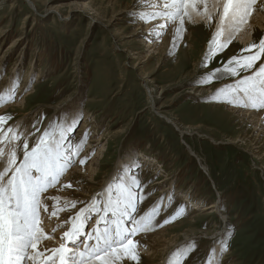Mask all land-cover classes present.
<instances>
[{"label":"rangeland","instance_id":"rangeland-1","mask_svg":"<svg viewBox=\"0 0 264 264\" xmlns=\"http://www.w3.org/2000/svg\"><path fill=\"white\" fill-rule=\"evenodd\" d=\"M32 1L36 10L25 0H0V96L4 97L0 108L21 104L0 115L11 116L5 127L19 126L22 132H32L34 122H39L36 126L42 132L50 121L82 116L70 142H79L86 131L89 133L77 157H88L80 163L82 167L97 159L92 162L95 173L91 178L83 173L62 177V191L83 203L58 214L64 219L74 215L97 195L102 199L104 185L115 187L127 173H134L143 182L137 189L143 197L139 214L157 205L161 214L154 222L162 223L184 206L172 222L147 231L150 236L147 233L146 239L136 240L138 234L134 237V242L139 241L138 264H207L208 256L215 264H264V126L243 120L226 110L225 106L231 105L211 98L210 94L234 82L233 78L195 84L198 77L258 43L264 38V29L256 30L247 45L233 39L201 68L217 30L216 20L209 26L208 21L185 18V30L176 46L167 41L175 31L171 26L157 38L162 41L159 53L147 57L149 50L139 39L144 34L132 35L137 27L146 25L134 22L129 15L136 0ZM127 3L129 10L125 9ZM80 4H89L92 11L72 9ZM258 5L256 9L264 12ZM112 13L111 24L100 21ZM260 62L264 56L257 67ZM17 73L20 80L12 100L7 93ZM155 111L190 133L180 136ZM40 134L29 137L30 146ZM69 183L71 188L66 187ZM218 200H222L218 208L207 209ZM42 216L45 223L50 221L43 212ZM161 230L166 246L152 257L149 237ZM183 235L189 236L185 242ZM168 240L177 242L166 252ZM191 242L194 250L184 255ZM223 243L227 244L224 250ZM127 263L136 264L128 259L118 262Z\"/></svg>","mask_w":264,"mask_h":264},{"label":"snow or ice","instance_id":"snow-or-ice-1","mask_svg":"<svg viewBox=\"0 0 264 264\" xmlns=\"http://www.w3.org/2000/svg\"><path fill=\"white\" fill-rule=\"evenodd\" d=\"M256 5L257 0H212L211 3L209 0H136L129 15L134 22H157L151 29L157 38H162L169 27L178 23L172 39L173 47L185 30V18L191 19V12L201 15L209 26L216 20L217 30L201 62V68H205L227 48L241 27L248 24ZM261 7L264 8V0H261ZM262 56L264 38L240 50L220 67L198 77L195 84L204 86L231 77L234 82L216 89L210 94L211 98L238 108L264 110V62L257 67ZM241 72L245 74L241 76ZM19 80L17 73L7 93L12 100ZM3 99L0 96V101ZM10 119V115H0V264H118L122 259L138 264L139 241L134 242V237L155 227H163L184 210L181 206L162 223L154 222L160 214L157 205L139 214L143 197L137 189L143 187V182L133 173L129 180L122 179L115 187L109 184L105 199L97 195L91 203L69 215L64 224H70V227L63 231L58 247L38 249L44 240L52 238L44 230L42 212H48L49 199L60 200L59 196L46 194L60 185L66 171L74 167L75 157L83 150L89 133L86 131L79 142H70L82 120L80 115L66 116L63 122L50 121L42 132L36 126L39 122L33 123L32 132H22L14 125L5 127ZM37 132L41 134L30 146L29 137ZM87 159L82 158L80 163L83 165ZM66 187L71 188V183ZM79 203L83 202L66 199L60 209L53 205L51 216H58L59 211L67 208L75 209ZM93 219L94 225L85 232V227ZM55 231L53 229V234ZM194 248L195 243H189L184 255ZM226 248L227 244L223 243L222 250ZM207 264H215L212 256L207 257Z\"/></svg>","mask_w":264,"mask_h":264},{"label":"bare ground","instance_id":"bare-ground-1","mask_svg":"<svg viewBox=\"0 0 264 264\" xmlns=\"http://www.w3.org/2000/svg\"><path fill=\"white\" fill-rule=\"evenodd\" d=\"M27 3H29V5L33 8V9H35L36 10V6H35V4L33 3V1L32 0H25ZM212 2V0H209V3H211ZM135 3V2H134ZM258 4H260L261 5V0H257V5H256V8L259 6ZM128 6V7H127ZM127 6L125 7V9L126 10H129L130 9V4H128L127 3ZM79 9L80 11H85V9H88V10H91L92 11V8H91V6L89 5V4H80V5H78L77 7H74V8H72V9ZM48 11H50V9L48 10ZM125 11V10H124ZM87 13V12H86ZM93 14V13H92ZM105 16V15H104ZM113 17H114V13H112L111 15H110V17L108 18V19H105L104 21L101 19L100 21H102V23L103 22H105V23H108L107 21H111V20H113ZM104 18V17H103ZM115 18V17H114ZM191 20L192 21H194V22H199V21H203V22H207V20H205L201 15H198L196 12H191ZM113 22V21H112ZM112 22H110V23H108V24H106V26H108L109 24H111ZM101 23V22H100ZM155 23H157V22H149V23H147L145 26H144V28H141V27H137V29H135L134 31H133V34L132 35H143L144 34V36L143 37H140L139 39H140V41H142L143 42V44L142 45H144V46H146L147 48H148V50H149V54L147 55V57H150V56H152V55H155V54H157V53H159V50L161 49V42L159 43L158 41H157V37H156V33L155 32H153V31H151V29H153V27H154V24ZM177 26H179L178 25V23L176 24V25H173L172 26V29H175ZM175 27V28H174ZM215 27H216V25H215ZM140 29H142L141 31V33H139V31H140ZM172 29H171V32H172ZM215 29H217V28H215ZM264 29V12H260L259 10H255L254 12H253V15L251 16V18L249 19V22H248V24H246V25H243L242 27H241V30L234 36V38L233 39H236L237 41H239L241 44H243V45H247L251 40H252V38H253V36H254V34H255V32H256V30H263ZM143 32H149L150 34H146L145 35V33H143ZM170 32V33H171ZM169 33V32H168ZM173 32H172V35H170V38L168 37V39L169 40H167L168 41V45H169V43L172 41L171 39L173 38ZM167 39V38H166ZM138 40V39H137ZM164 40V39H163ZM155 41V42H154ZM166 41V40H165ZM164 44V43H163ZM171 44V43H170ZM145 57V56H144ZM146 58H143V60H145ZM195 65V64H194ZM9 87H11L10 85H9ZM145 91H146V93H147V95H148V98H149V101H150V103L151 102H153V104H152V108L153 109H155V102H154V99H153V96L151 95V90H150V88H148L147 86L145 87ZM28 94V93H27ZM30 94V93H29ZM151 99H153V101H151ZM22 101H24V99H21ZM21 104L18 102H15V103H13V104H5V106H3L2 108H0V113L2 112V111H6L9 107H13V106H20ZM21 107V106H20ZM226 107V110H228L229 112H231V113H236V114H238V116H240V117H242V119L244 120V119H251L253 122H254V124H255V126H259V128H261V126H264V110H252V109H243L244 111L243 112H238V111H240V110H242V108H238V107H234V106H225ZM155 113L156 114H158V116L160 117V118H162V119H164V121L166 122V120L169 122V124H171L174 128H175V130L179 133V135L180 136H183L184 134H186V133H190V130L188 131V129H184L183 127H182V125L181 124H179L178 122H176L175 120H173V119H170L169 117H167L166 115H164V114H162V113H159V112H156L155 111ZM26 123V122H25ZM33 123V122H32ZM25 125V124H24ZM85 125L86 124H83L82 125V127H85ZM262 129H263V127H262ZM93 137V136H92ZM89 142L90 143H93L94 142V140L93 139H90L89 140ZM188 147V146H187ZM189 148V147H188ZM190 151L189 152H191V149H189ZM75 159H76V164L74 165V167H72L71 169H69V171L67 170V172L68 173H66V175H64L65 177L63 178V179H67V178H69L70 176H72V175H75V176H77V174L78 173H83V174H85V177H87L86 175H88V176H90V178L91 177H94V169H95V167H94V163H92L93 161H96L97 162V159H93V160H91L88 164H87V166L86 167H82L81 166V164H80V160L82 159V158H78V157H75ZM133 161V160H132ZM96 162H95V164H96ZM80 164V165H79ZM145 168V167H144ZM83 176V175H82ZM132 176V174H129V173H127L126 174V179H125V181H127V180H129L130 179V177ZM75 178V177H74ZM63 184H65V183H63V180H62V183L60 184V185H57V187L56 188H53V189H50L49 190V193H47L46 195H50V196H52V197H55V196H59L60 197V200H59V202H57V201H55V200H52V199H49L48 201H47V203H48V206H49V208H48V212L47 213H44V215H48V217H51V212L53 211V205H55V207L57 208V209H60V208H62V206H63V204H64V201L67 199V200H73L74 198H75V196L74 195H71V194H69V193H67V192H65V191H62V188H63ZM87 186V185H86ZM59 189V190H58ZM106 189H107V185H104L103 187H102V191H101V197H102V199H105L106 198ZM69 192V191H68ZM76 192V191H75ZM161 192V191H160ZM82 194H84V193H79L78 195L80 196V195H82ZM77 198V197H76ZM79 198V197H78ZM182 199V198H181ZM83 200H85V199H83ZM93 199H91L90 200V202L92 201ZM184 200V199H183ZM186 200V199H185ZM221 201L222 200H218V201H214V203L213 204H211V205H209L208 207H207V209H212V208H218L219 207V205L221 204ZM89 202V203H90ZM60 212V211H59ZM207 212V211H206ZM161 214V213H160ZM50 215V216H49ZM68 216V215H67ZM43 217V216H42ZM65 217V216H64ZM220 217H221V220L223 221V222H225V216L224 215H221L220 214ZM45 218H47L46 216H45ZM67 218H63V216H61V214H58V216H52L51 217V219L49 218V222L48 223H45V220H47V219H43V227H44V230H45V232L46 233H49V232H51V228H52V226H56L57 227V225L59 224V225H61V227H58V229H57V231L55 232V235H57V237L56 238H51V239H48V240H44L43 242H42V244H40V245H38V249H40V248H42V247H44V246H46V247H48V248H52V247H55V245L54 244H56L57 243V240H58V234H60L61 232H63L64 231V228H63V224H64V221L66 220ZM160 222V221H159ZM164 230H161V231H157V232H155L154 233V235L152 236V237H149L148 239H149V241H151V243L152 244H150V246L152 247L151 249H152V253H151V251H150V255L153 257V256H156L157 255V253L158 252H160L161 250H162V248H165V247H163V246H166L165 245V242H167L164 238H163V234H162V232H163ZM149 232V231H148ZM148 232H143L142 234H138V236H137V239L136 240H140V239H142L143 237L146 239L148 236H147V233ZM165 233V232H164ZM149 234V233H148ZM149 236H150V234H149ZM189 236L188 235H183V240H184V242H185V240H186V238H188ZM176 240V239H175ZM175 240H168V244H169V247H167V251L166 252H168L169 251V249L171 248V247H173L175 244H176V242L177 241H175ZM145 241V240H144ZM163 242V243H162ZM178 242H180V241H178ZM187 242V241H186ZM182 243V242H181ZM148 244V243H147ZM147 244H146V246H147ZM178 244V243H177ZM149 245V244H148ZM170 250H172V249H170ZM175 250V249H174ZM164 251V250H163ZM145 253V252H144ZM147 253H148V251H147ZM147 253H145V254H147ZM150 256V257H151ZM163 258V257H162ZM155 259V258H154ZM159 259V258H158ZM165 259V258H164ZM124 262L126 263V261L124 260ZM97 264H99V262H97ZM128 264V263H127ZM160 264H164V261H162Z\"/></svg>","mask_w":264,"mask_h":264},{"label":"water","instance_id":"water-1","mask_svg":"<svg viewBox=\"0 0 264 264\" xmlns=\"http://www.w3.org/2000/svg\"><path fill=\"white\" fill-rule=\"evenodd\" d=\"M167 123H169L167 120H166ZM188 134V133H187ZM264 179V177H262Z\"/></svg>","mask_w":264,"mask_h":264}]
</instances>
